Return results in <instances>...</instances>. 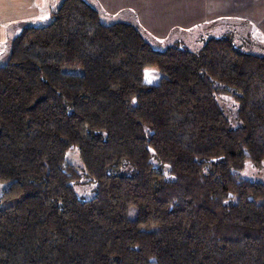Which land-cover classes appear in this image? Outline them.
<instances>
[{"label":"trees","instance_id":"trees-1","mask_svg":"<svg viewBox=\"0 0 264 264\" xmlns=\"http://www.w3.org/2000/svg\"><path fill=\"white\" fill-rule=\"evenodd\" d=\"M9 45L0 264H264V182L242 175L264 164V55L230 34L158 50L87 0Z\"/></svg>","mask_w":264,"mask_h":264},{"label":"rangeland","instance_id":"rangeland-1","mask_svg":"<svg viewBox=\"0 0 264 264\" xmlns=\"http://www.w3.org/2000/svg\"><path fill=\"white\" fill-rule=\"evenodd\" d=\"M62 0H0V63L7 58L9 44L13 37L19 33L26 24H45L53 16L51 12L56 8ZM90 4L101 11V19L104 23H114L119 21H127L128 15L123 12L119 16L107 14L103 7L98 5L95 0H87ZM188 2L192 0H186ZM197 1V0H195ZM232 15L228 18L200 24L193 29H183L177 31L175 37H171L169 41L165 39L158 40L153 38L145 29L143 32L146 38L158 50H164L168 46L180 42L190 50L198 51L202 48L207 39L213 36H221L230 34L236 46L245 53L264 55V32L257 29L259 25L264 31V0H230ZM37 12L39 14L35 15ZM135 23V21H133ZM132 22V23H133ZM166 41V42H165ZM161 72L157 67H147L145 71L144 81L146 83L155 84L160 81ZM228 115H231L232 105H225ZM232 124L236 125V121L232 116ZM69 161L74 164H80V158L76 150L68 153ZM242 175L258 181L264 182V164L256 167L247 163ZM8 182L0 183V197L4 188L8 186ZM74 186L80 198L88 199L96 193V183L88 180L83 176Z\"/></svg>","mask_w":264,"mask_h":264},{"label":"crops","instance_id":"crops-1","mask_svg":"<svg viewBox=\"0 0 264 264\" xmlns=\"http://www.w3.org/2000/svg\"><path fill=\"white\" fill-rule=\"evenodd\" d=\"M229 1L95 0L108 15L119 16L125 12V15L127 14L129 17L127 21H135L134 24L145 29L153 38L165 39L166 41L175 37L177 31L193 29L203 23L215 20L219 22L223 20L222 18L231 17L232 7ZM37 14L39 12L35 15ZM257 29H260L262 33L264 32L259 25H257Z\"/></svg>","mask_w":264,"mask_h":264}]
</instances>
